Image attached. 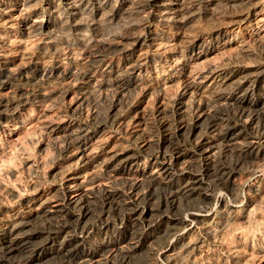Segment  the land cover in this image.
Returning a JSON list of instances; mask_svg holds the SVG:
<instances>
[{
    "label": "rangeland",
    "instance_id": "1",
    "mask_svg": "<svg viewBox=\"0 0 264 264\" xmlns=\"http://www.w3.org/2000/svg\"><path fill=\"white\" fill-rule=\"evenodd\" d=\"M263 248L264 0H0V264Z\"/></svg>",
    "mask_w": 264,
    "mask_h": 264
},
{
    "label": "bare ground",
    "instance_id": "2",
    "mask_svg": "<svg viewBox=\"0 0 264 264\" xmlns=\"http://www.w3.org/2000/svg\"><path fill=\"white\" fill-rule=\"evenodd\" d=\"M223 64V63H222ZM55 74V73H54ZM43 75V74H42ZM202 80V79H201ZM206 80V79H205ZM209 93V92H208ZM238 100L239 101H243V100H245V96H241V97H239L238 98ZM262 113V112H261ZM218 121V120H217ZM194 126V125H193ZM230 126V125H229ZM196 127H198V125H196ZM229 130V129H228ZM239 140V139H238ZM238 140L236 139V141L235 142H233L232 143V145H237L238 146V152L239 151H248L252 146H253V143H248V144H243L242 142V145H241V143H240V141L238 142ZM242 141H244V140H242ZM249 141V140H248ZM229 142V141H228ZM245 142V141H244ZM252 142V141H251ZM254 142V141H253ZM234 147V146H233ZM226 148V147H225ZM237 148V147H236ZM231 149V148H230ZM212 159V158H211ZM217 160V159H216ZM215 160V161H216ZM221 160V159H220ZM210 162V161H209ZM213 162V161H212ZM217 162V161H216ZM210 164V163H209ZM215 164V163H214ZM211 166V165H210ZM221 167V166H220ZM132 178V177H131ZM94 184V183H93ZM108 184V183H107ZM93 186V185H92ZM189 186V185H188ZM195 186V185H194ZM96 187V186H95ZM193 187V186H192ZM91 190H93V189H90V187L88 188V186L87 187H85L84 186V193H86V194H92V192H91ZM95 190V189H94ZM105 190H109L108 188L107 189H105ZM193 190V189H192ZM238 191V190H237ZM111 193V192H110ZM110 193H108V194H110ZM236 194H239V193H236ZM112 195V194H111ZM88 196V195H87ZM90 197V196H89ZM114 200V199H113ZM172 200V199H171ZM86 201V200H85ZM95 201V200H94ZM190 201V200H189ZM55 202V201H54ZM59 203V202H58ZM58 203L57 204H54L53 206H52V208H54V210L55 209H57V208H59L60 206L58 205ZM87 204V203H86ZM110 204V203H109ZM61 210V209H60ZM58 212V211H57ZM54 213V212H53ZM164 213V212H163ZM200 212L198 211V210H196V209H194L193 210V213H192V215L193 216H195V217H197V218H200L201 217V215L199 214ZM50 214H52V213H50ZM204 218V217H203ZM235 222V221H234ZM27 224V223H26ZM26 226V225H25ZM10 230V229H9ZM16 230V229H15ZM17 232V231H16ZM20 232V231H19ZM15 234H17V233H15ZM15 234H13L12 233V235H15ZM26 234V233H25ZM5 235V234H4ZM6 237V236H5ZM20 237V236H19ZM22 237V236H21ZM26 237V236H25ZM10 240V239H9ZM11 241V240H10ZM11 244V243H10ZM14 244V243H13ZM12 244V245H13ZM8 245V244H7ZM18 246V245H17ZM10 249V248H9ZM17 249V248H16ZM264 249V248H263ZM6 250H7V248H6ZM19 250V249H18ZM253 252V251H252ZM8 254H9V251H8ZM11 254V253H10ZM255 255V254H254ZM259 255V254H258ZM261 255V254H260ZM246 256V255H245ZM262 257V256H261ZM70 259V258H69ZM94 259V258H93ZM92 260V259H91Z\"/></svg>",
    "mask_w": 264,
    "mask_h": 264
}]
</instances>
